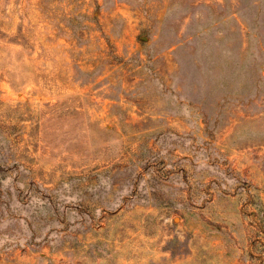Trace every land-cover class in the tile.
<instances>
[{"label": "rangeland", "instance_id": "1", "mask_svg": "<svg viewBox=\"0 0 264 264\" xmlns=\"http://www.w3.org/2000/svg\"><path fill=\"white\" fill-rule=\"evenodd\" d=\"M0 264H264V0H0Z\"/></svg>", "mask_w": 264, "mask_h": 264}]
</instances>
